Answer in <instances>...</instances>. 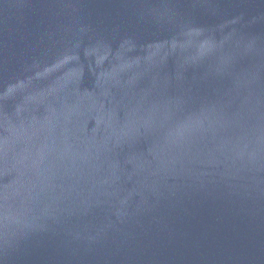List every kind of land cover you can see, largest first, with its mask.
Returning a JSON list of instances; mask_svg holds the SVG:
<instances>
[{
	"label": "water",
	"instance_id": "water-1",
	"mask_svg": "<svg viewBox=\"0 0 264 264\" xmlns=\"http://www.w3.org/2000/svg\"><path fill=\"white\" fill-rule=\"evenodd\" d=\"M0 264H264V0H0Z\"/></svg>",
	"mask_w": 264,
	"mask_h": 264
}]
</instances>
